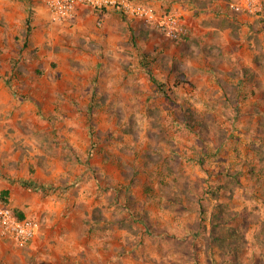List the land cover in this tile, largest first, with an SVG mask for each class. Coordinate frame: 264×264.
Returning <instances> with one entry per match:
<instances>
[{
	"label": "rangeland",
	"instance_id": "rangeland-1",
	"mask_svg": "<svg viewBox=\"0 0 264 264\" xmlns=\"http://www.w3.org/2000/svg\"><path fill=\"white\" fill-rule=\"evenodd\" d=\"M141 1L178 36L0 0V194L38 225L0 264H264V0Z\"/></svg>",
	"mask_w": 264,
	"mask_h": 264
},
{
	"label": "built area",
	"instance_id": "built-area-1",
	"mask_svg": "<svg viewBox=\"0 0 264 264\" xmlns=\"http://www.w3.org/2000/svg\"><path fill=\"white\" fill-rule=\"evenodd\" d=\"M48 8L54 22L71 20L79 7L89 6L103 10L118 7L125 12L147 22L157 25L163 32L177 37L179 22L177 15L169 13L160 17L156 8L148 2L139 0H41ZM232 12L238 14H256L263 9L258 0H230ZM38 232V225L29 219H19L15 211L7 205L0 204V237L19 246L26 245Z\"/></svg>",
	"mask_w": 264,
	"mask_h": 264
},
{
	"label": "trees",
	"instance_id": "trees-1",
	"mask_svg": "<svg viewBox=\"0 0 264 264\" xmlns=\"http://www.w3.org/2000/svg\"><path fill=\"white\" fill-rule=\"evenodd\" d=\"M229 8H230V6H229ZM230 10H231V9H230ZM231 11H232V10H231ZM234 13H235V12H234ZM259 13H260V12H259ZM151 77H152V80H153V82L155 83L156 87H157L160 91L164 92L165 94H168L167 91H166L165 88H164V84H160L155 78H153V77H154L153 75H151ZM185 84H191V82H190L189 80H187V78H186L185 76H183L182 78H179V79H177V80L175 81V85H174V87H180L181 85H185ZM171 90H172V89H171ZM172 91H173V90H172ZM168 95H169V94H168ZM9 193H10L9 189H7V190H3V191L1 192V194H0V204H4V205L9 206V202H8V200H7V197H8V195H9ZM15 213H16V216H17L19 219H21V220H23V219H27L26 216H25V214H24L22 211H20V210L16 209V210H15Z\"/></svg>",
	"mask_w": 264,
	"mask_h": 264
}]
</instances>
